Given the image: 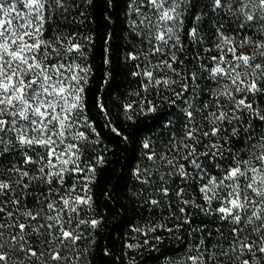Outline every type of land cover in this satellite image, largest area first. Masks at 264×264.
I'll return each instance as SVG.
<instances>
[{
    "label": "snow or ice",
    "instance_id": "6c2138e0",
    "mask_svg": "<svg viewBox=\"0 0 264 264\" xmlns=\"http://www.w3.org/2000/svg\"><path fill=\"white\" fill-rule=\"evenodd\" d=\"M81 7L0 0V264H83L85 229L101 223L88 216L104 163L84 114L90 39L57 23L70 9L83 16ZM127 8L146 47L126 59L141 61L132 74L144 94L161 93L140 112L174 109L155 117L170 129L167 142H140L133 176L151 188L141 191L159 196L153 206L174 194L222 222L214 242L200 229L184 264H264V0H128ZM205 17L210 35L199 26ZM190 190L200 202L184 198Z\"/></svg>",
    "mask_w": 264,
    "mask_h": 264
},
{
    "label": "trees",
    "instance_id": "16d2710c",
    "mask_svg": "<svg viewBox=\"0 0 264 264\" xmlns=\"http://www.w3.org/2000/svg\"><path fill=\"white\" fill-rule=\"evenodd\" d=\"M75 3L83 4L79 9L83 16L77 14L73 17L70 9L67 19L58 18L57 23L63 30L78 31L90 39V43L87 40L84 42V66L90 69L83 84L84 114L99 133L94 157L99 155L104 159L103 164L97 165L92 185L93 208L88 210V216L100 219L101 223L94 230L85 229L86 234L80 241L84 252L82 262L184 264L189 252L195 254L193 245L201 238L200 229H207L204 236L212 232L214 235L210 242H214L216 230L222 222L195 206L181 205L174 194L171 199L163 198L157 206L148 202L159 196L141 191L142 187L149 186H142L133 176V170L143 163L140 142L151 139L157 148L167 142L170 129L162 127L163 120L155 117L174 109L163 103L157 114L144 115L140 112L146 96L160 103L161 93L144 94L140 78L132 74L138 71L135 65L141 61L126 59L129 53L146 47L132 31L130 21L134 14L127 8L128 0H91L90 3L88 0H75ZM205 20L207 22L202 20L199 26L210 35L214 31L212 20L208 17ZM185 24L192 26L187 20ZM185 46L194 50L187 40ZM140 55L143 56V53ZM168 74L179 79L172 73ZM200 83L213 86L207 79ZM174 87L179 90L178 86ZM138 91L141 92L139 97L136 95ZM162 92L172 96L163 89ZM130 103L134 106L133 111L125 112V106ZM184 198L200 202L198 193L192 190ZM181 206L185 208L184 212L180 211Z\"/></svg>",
    "mask_w": 264,
    "mask_h": 264
},
{
    "label": "rangeland",
    "instance_id": "374dc122",
    "mask_svg": "<svg viewBox=\"0 0 264 264\" xmlns=\"http://www.w3.org/2000/svg\"><path fill=\"white\" fill-rule=\"evenodd\" d=\"M130 248H131V249H133V248H134V246H133L132 244H130Z\"/></svg>",
    "mask_w": 264,
    "mask_h": 264
}]
</instances>
